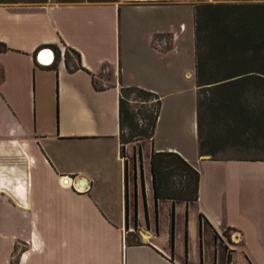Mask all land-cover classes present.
Wrapping results in <instances>:
<instances>
[{"label": "crops", "instance_id": "obj_1", "mask_svg": "<svg viewBox=\"0 0 264 264\" xmlns=\"http://www.w3.org/2000/svg\"><path fill=\"white\" fill-rule=\"evenodd\" d=\"M196 1L0 4V264H264V161L198 153ZM175 5L188 26L162 16ZM126 87L160 107L152 138L121 152ZM152 150L198 172L196 201L154 203Z\"/></svg>", "mask_w": 264, "mask_h": 264}, {"label": "trees", "instance_id": "obj_2", "mask_svg": "<svg viewBox=\"0 0 264 264\" xmlns=\"http://www.w3.org/2000/svg\"><path fill=\"white\" fill-rule=\"evenodd\" d=\"M108 3L111 0H58L57 3ZM17 0H0V4L16 3ZM45 3L46 0H28ZM195 83L207 92L223 94L221 108L237 112L254 124L256 132L264 140V1L217 2L194 6ZM6 48L0 43V52ZM65 57L67 53L65 52ZM50 68H54L51 65ZM211 85L209 87H206ZM125 95H133L141 106L150 103V113L140 112L146 127L139 128ZM252 103L241 107L240 96ZM246 99V100H248ZM220 104V105H221ZM160 98L138 87L120 89L118 100V128L121 152L128 143L153 136L159 113ZM201 103L197 101L198 153L210 155L202 140L200 117ZM128 131V135L126 132ZM211 160H218L209 157ZM262 160L264 159H257ZM152 197L159 200L184 202L197 200L199 174L183 158L174 152L150 153ZM173 221V210L170 222ZM133 232L125 234L127 246L141 245ZM225 234V232L223 233ZM171 242V239H170ZM230 257L227 256V264Z\"/></svg>", "mask_w": 264, "mask_h": 264}, {"label": "rangeland", "instance_id": "obj_3", "mask_svg": "<svg viewBox=\"0 0 264 264\" xmlns=\"http://www.w3.org/2000/svg\"><path fill=\"white\" fill-rule=\"evenodd\" d=\"M58 0H46L45 3H57ZM220 1L209 2L206 0H200L192 2L191 5H198L202 3H217ZM221 2H244V1H221ZM10 4H34L42 5L39 3H30L28 0H17L16 3ZM173 12L166 11L162 16L164 19L171 18L175 22H182L188 26L191 19V8L187 5H175ZM162 43L163 47H166L167 38L165 36L155 37V41ZM188 41H185L183 48H186ZM186 46V47H185ZM136 51V48L133 47ZM182 61L189 63V56L186 52H182ZM208 85L206 87H209ZM197 87V86H196ZM124 98L130 106V111L134 116V122L137 123L139 128L146 127V121L141 118L140 112L150 113V103L146 106H141V103L135 101L136 98L133 95H125ZM223 94L217 92H207L206 89H200L197 87V101L201 103L200 117L202 125V140L205 143V150L211 152L210 155H204L203 157H212L213 159H226V158H242V159H264V140L260 138L254 124L250 121L244 120L237 112H232L229 109L221 108ZM245 96H240L239 102L242 109H245L247 103H252L253 100H246ZM221 104V105H220ZM128 135V131L126 132ZM168 222H169V218ZM159 232V229H158ZM136 237L138 235L135 233ZM197 239H199V232L197 229ZM216 239V238H215ZM181 240V239H180ZM212 243L213 239H212ZM216 243L219 241L216 239ZM17 254V251H16ZM16 255L12 257L11 264L15 262ZM220 264V256L212 255V264Z\"/></svg>", "mask_w": 264, "mask_h": 264}, {"label": "bare ground", "instance_id": "obj_4", "mask_svg": "<svg viewBox=\"0 0 264 264\" xmlns=\"http://www.w3.org/2000/svg\"><path fill=\"white\" fill-rule=\"evenodd\" d=\"M39 61H40L41 64L48 65V64H50L52 62V56L49 53L44 52L39 57Z\"/></svg>", "mask_w": 264, "mask_h": 264}, {"label": "built area", "instance_id": "obj_5", "mask_svg": "<svg viewBox=\"0 0 264 264\" xmlns=\"http://www.w3.org/2000/svg\"><path fill=\"white\" fill-rule=\"evenodd\" d=\"M155 42H156V41H155ZM156 43L158 44V46L162 44L161 42H159V40H158ZM59 52H60L61 55H63V53H64V49L61 48V49L59 50ZM65 184H66V183H65Z\"/></svg>", "mask_w": 264, "mask_h": 264}]
</instances>
